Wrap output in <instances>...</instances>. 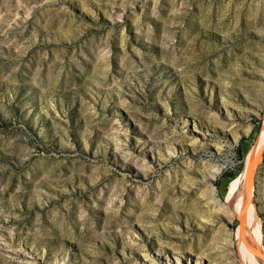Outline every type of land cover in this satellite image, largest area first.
Wrapping results in <instances>:
<instances>
[{"label":"rangeland","instance_id":"rangeland-1","mask_svg":"<svg viewBox=\"0 0 264 264\" xmlns=\"http://www.w3.org/2000/svg\"><path fill=\"white\" fill-rule=\"evenodd\" d=\"M262 129L264 0H0V264H264Z\"/></svg>","mask_w":264,"mask_h":264},{"label":"bare ground","instance_id":"bare-ground-1","mask_svg":"<svg viewBox=\"0 0 264 264\" xmlns=\"http://www.w3.org/2000/svg\"><path fill=\"white\" fill-rule=\"evenodd\" d=\"M264 143V129H262V134L259 136L256 145L254 148L251 149V151L248 153L247 161H246V167L244 169V172L239 176L236 181L231 186L230 194L228 195V202L223 204L220 200V197L218 196V189L214 186L213 180L218 176L220 173V167L215 168L216 170L212 172L208 178H207V184H206V195L210 199L211 203L215 208L217 207H224L227 206V210L231 211L232 214L235 216L240 217V227H239V234L242 231L243 224L246 228V232L250 241V244L253 248H255L259 253H264V247L261 244V236L256 232V227L258 226V220L253 212L252 204H251V198H252V173L254 171V164L253 161L255 157L257 156L258 152L260 151L262 145ZM262 158V157H261ZM261 158H259L258 164L261 161ZM226 220L230 221L226 218ZM249 229H248V228ZM224 231H227L224 226L221 227ZM222 230V231H223ZM251 231V232H250ZM228 240V239H227ZM228 242V241H227ZM257 255V254H256ZM15 256L17 258H21L22 255L19 254V252L15 253ZM168 258L170 261H176L177 264H190L193 259L190 257L187 259V262L185 263L179 256L174 255L173 258H170L169 255H163ZM23 259L25 257H22ZM262 260L264 263V258L258 257ZM252 260V259H251ZM196 264H207L206 261L200 257L196 256ZM250 263V261L248 260ZM153 263V262H152ZM259 264H262L258 262ZM35 264V263H34ZM250 264H257L256 262L251 261Z\"/></svg>","mask_w":264,"mask_h":264},{"label":"water","instance_id":"water-1","mask_svg":"<svg viewBox=\"0 0 264 264\" xmlns=\"http://www.w3.org/2000/svg\"><path fill=\"white\" fill-rule=\"evenodd\" d=\"M264 154V143L260 149V151L258 152L257 156L255 157L254 161H253V164H254V168H256V166L258 165V161H259V158H261ZM253 189V187H251ZM252 200V198H251ZM258 256L264 258V253H256Z\"/></svg>","mask_w":264,"mask_h":264}]
</instances>
